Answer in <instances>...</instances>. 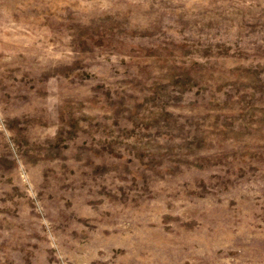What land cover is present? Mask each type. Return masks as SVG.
<instances>
[{
  "label": "rangeland",
  "instance_id": "rangeland-1",
  "mask_svg": "<svg viewBox=\"0 0 264 264\" xmlns=\"http://www.w3.org/2000/svg\"><path fill=\"white\" fill-rule=\"evenodd\" d=\"M0 264H264V0H0Z\"/></svg>",
  "mask_w": 264,
  "mask_h": 264
}]
</instances>
